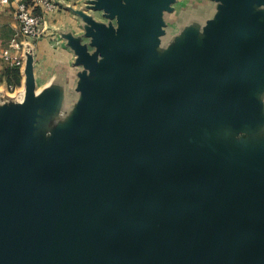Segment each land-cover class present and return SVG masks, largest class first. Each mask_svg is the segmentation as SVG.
<instances>
[{"label": "water", "instance_id": "obj_1", "mask_svg": "<svg viewBox=\"0 0 264 264\" xmlns=\"http://www.w3.org/2000/svg\"><path fill=\"white\" fill-rule=\"evenodd\" d=\"M210 1L200 43L156 63L176 0H86L102 12L66 36L79 98L51 151L34 133L61 89L35 93L25 65L0 113V264H264V161L230 174L183 142L200 120H261L264 0Z\"/></svg>", "mask_w": 264, "mask_h": 264}, {"label": "rangeland", "instance_id": "obj_2", "mask_svg": "<svg viewBox=\"0 0 264 264\" xmlns=\"http://www.w3.org/2000/svg\"><path fill=\"white\" fill-rule=\"evenodd\" d=\"M195 5L204 8H191L177 3L172 5L171 11L163 13V34L157 46L158 57L156 63L171 57L179 50L180 45L190 36L196 38L197 42L202 34L192 32L196 29V24H200L210 13V0H193ZM212 2V1H211ZM255 11L259 13V21L264 17V5L255 6ZM204 35V34H203ZM68 59L72 71L68 70L61 77L53 80L65 89L66 101L55 111H44L36 124L34 133L35 143L39 150L51 151L54 149L56 137L65 132L64 124H68L73 115L74 107L79 98L77 90L78 74L81 68L74 64L75 57ZM68 67V68H70ZM256 78L261 79L260 85L254 90V95L260 100L261 113L260 122L251 126L243 122L238 128L233 127L231 120L221 127L214 122L200 120L190 124L183 133L185 146L194 149L202 158H208L214 162L220 161L224 170L230 174L243 172L251 167L259 166L264 161V72L258 73ZM63 77H66L62 80ZM51 86V85H49ZM38 91V90H36ZM40 91V90H39ZM39 91L37 94H39ZM61 97L63 93L61 91ZM218 163V162H217Z\"/></svg>", "mask_w": 264, "mask_h": 264}, {"label": "crops", "instance_id": "obj_3", "mask_svg": "<svg viewBox=\"0 0 264 264\" xmlns=\"http://www.w3.org/2000/svg\"><path fill=\"white\" fill-rule=\"evenodd\" d=\"M17 1H25L33 4L35 0H11L9 7L3 9L0 15V45H5L14 32L18 30L17 21L13 15V7ZM56 10L48 16L46 31L44 35L37 39H24L23 41V65L21 67H10L0 63V113L5 108L19 105L25 92V65L31 63L35 81V93H39L49 85L61 89L63 101L65 103V89L53 80L61 77L68 70L72 71L68 59L72 55V50L66 45L67 35L73 37L81 36L86 32V24L83 16L91 17L98 21L102 11L89 5L86 0H54ZM180 3L191 8L203 6L195 5L193 0H176L175 4ZM211 8L213 3L210 1ZM210 8V10H211ZM33 10H39L33 7ZM207 15V14H206ZM205 15V16H206ZM83 41V37H82ZM81 41V42H82ZM70 67V68H68ZM66 77H63L65 79ZM65 81H68L66 78ZM38 90V91H36Z\"/></svg>", "mask_w": 264, "mask_h": 264}, {"label": "built area", "instance_id": "obj_4", "mask_svg": "<svg viewBox=\"0 0 264 264\" xmlns=\"http://www.w3.org/2000/svg\"><path fill=\"white\" fill-rule=\"evenodd\" d=\"M10 4L11 0H0V15ZM33 7H38L39 10H33ZM55 10L54 0H35L33 4L17 1L13 7V15L18 30L10 35L5 45H0V63L10 67H21L24 39H37L44 35L48 16Z\"/></svg>", "mask_w": 264, "mask_h": 264}, {"label": "trees", "instance_id": "obj_5", "mask_svg": "<svg viewBox=\"0 0 264 264\" xmlns=\"http://www.w3.org/2000/svg\"><path fill=\"white\" fill-rule=\"evenodd\" d=\"M27 3V2H26ZM30 4V3H29Z\"/></svg>", "mask_w": 264, "mask_h": 264}]
</instances>
